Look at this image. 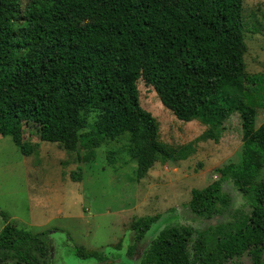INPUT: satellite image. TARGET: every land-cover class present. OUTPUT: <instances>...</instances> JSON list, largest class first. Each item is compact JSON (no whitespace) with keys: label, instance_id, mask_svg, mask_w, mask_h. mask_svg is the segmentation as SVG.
I'll return each mask as SVG.
<instances>
[{"label":"trees","instance_id":"1","mask_svg":"<svg viewBox=\"0 0 264 264\" xmlns=\"http://www.w3.org/2000/svg\"><path fill=\"white\" fill-rule=\"evenodd\" d=\"M20 1L0 0V134L20 146L21 123L36 124L41 141L87 151L80 162L127 135L140 180L155 163L187 155L160 141L157 121L139 103L140 78L176 119L209 125L208 138L217 140L224 121L239 115L241 163L215 169L218 179L192 189L181 206L198 221L227 213L223 184L233 179L242 189L264 164V122L255 126L257 111L264 110V73L246 72L243 0H31L23 12ZM81 176L80 167L71 174L77 182ZM0 217V264H7L5 258L47 264L41 259L48 255V232L33 234L6 213ZM159 218L131 223L129 254ZM244 252L263 264L264 181L237 226L165 228L140 264H222ZM75 255L103 260L81 248Z\"/></svg>","mask_w":264,"mask_h":264},{"label":"rangeland","instance_id":"2","mask_svg":"<svg viewBox=\"0 0 264 264\" xmlns=\"http://www.w3.org/2000/svg\"><path fill=\"white\" fill-rule=\"evenodd\" d=\"M30 1H20L22 12ZM242 14L246 72L264 73V0H243ZM135 88L141 107L157 121L160 141L187 153L179 161L155 163L140 180L136 179V155L127 135L95 149L94 159L80 162L78 156L87 151L70 152L60 144L41 141L36 124L21 123L19 143L23 149L10 135L0 134V212L6 213L18 228L33 234L48 232V255L42 262L104 264L108 260L140 264L151 241L165 228L184 226L204 232L220 224L235 227L251 211L254 190L264 181V164L258 176L248 185L245 182L242 189L233 179L223 184V191L230 197V208L223 216L193 220L181 207L190 200L192 189H202L218 179L215 169L241 163L239 115L231 114L214 140L206 136L209 125L176 119L160 103L153 88L140 78ZM263 122L264 110H258L256 128ZM78 167L82 176L77 182L71 174ZM156 215H160L159 220L129 254L135 243L131 223ZM3 225L0 217V231ZM204 235L208 237L209 233ZM78 248L97 251L103 260L77 258ZM190 254L193 257L191 246ZM4 261L13 262L6 258ZM222 264L254 261L244 252Z\"/></svg>","mask_w":264,"mask_h":264}]
</instances>
